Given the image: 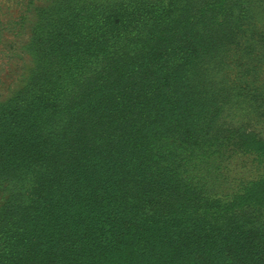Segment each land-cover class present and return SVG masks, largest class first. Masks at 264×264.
<instances>
[{
  "label": "trees",
  "instance_id": "obj_1",
  "mask_svg": "<svg viewBox=\"0 0 264 264\" xmlns=\"http://www.w3.org/2000/svg\"><path fill=\"white\" fill-rule=\"evenodd\" d=\"M57 1L1 118L0 264H264V0Z\"/></svg>",
  "mask_w": 264,
  "mask_h": 264
},
{
  "label": "rangeland",
  "instance_id": "obj_2",
  "mask_svg": "<svg viewBox=\"0 0 264 264\" xmlns=\"http://www.w3.org/2000/svg\"><path fill=\"white\" fill-rule=\"evenodd\" d=\"M55 1L57 0H0V146L4 142V139H6L5 121L1 122V118L5 116L11 100L27 88L36 67L42 63L41 58L37 55V46L34 42L41 39L40 36H36L40 33V30L36 28L38 21L37 10L39 7L43 8L46 6H53L52 9H54L56 8L55 3H53ZM93 1L110 3L109 5L114 6L115 10L118 11V15L122 18V21L127 13H131V2L127 5L129 3L128 0ZM211 1L212 0H191V8L187 6V15H191L190 17L192 22L195 21L198 24V5L209 4ZM115 2L123 4L124 7L121 8L120 5H115ZM137 2L140 1L137 0ZM147 2L151 3L153 6L151 19H153L154 23L155 20H157L163 13V7L159 6L161 0H147ZM198 2L200 3L198 4ZM57 9L61 13L63 12V9L58 7V5ZM220 10L217 8L215 11L216 13H220ZM140 19L143 22L145 16H140ZM109 74L113 73L111 72ZM216 75L218 76L216 77L218 81L228 84L230 76L228 73L225 74L224 77H221L220 73H217ZM106 77L107 74L103 76L101 83L102 85L108 86L110 84L109 76L107 78ZM223 120L233 122L235 124L237 122V111L234 113L231 110V107L227 105L223 114ZM10 170L13 172L15 169L11 167ZM88 173L91 174L90 170H88L86 175H89ZM36 178L37 174L35 173H30L26 179L25 175L12 177L11 182L21 183L24 186V194L22 196L23 200H27L29 198L32 190L30 188L31 182ZM3 182L5 183V186H11V183H9L8 180L5 179ZM235 191L236 190L234 189L231 192L232 195ZM9 197L10 192L6 189L2 190L0 188V214ZM2 244H0V247ZM42 261L44 262V260ZM103 262L104 261L102 260L101 264H104ZM105 262L107 263L108 260H105ZM193 262L194 259L191 263L193 264ZM33 264H39V261L34 260Z\"/></svg>",
  "mask_w": 264,
  "mask_h": 264
}]
</instances>
